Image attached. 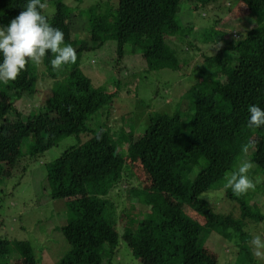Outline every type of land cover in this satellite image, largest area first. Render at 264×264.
<instances>
[{
    "label": "trees",
    "instance_id": "trees-1",
    "mask_svg": "<svg viewBox=\"0 0 264 264\" xmlns=\"http://www.w3.org/2000/svg\"><path fill=\"white\" fill-rule=\"evenodd\" d=\"M240 1L258 17H250L245 30L228 31L217 13L231 10V5L224 7L221 0H47L49 22L64 33L78 59L54 71L51 53L45 57L46 70L55 80L32 113L25 114L16 102L38 92L39 66L30 62L16 81L0 83V185L19 173L18 167L26 171L34 156L64 137L89 135L45 165L43 188L52 198L66 200L68 216L56 228L70 249L55 264H113L122 238L137 258L146 261L140 260L142 264H221L206 243L222 228L239 248L236 264H254L245 228L263 218L260 206L229 189L226 198L233 206L224 212L206 196L224 188L226 176L243 160L264 169V127L248 126L249 106L264 108V0ZM27 2L0 0V26L7 27ZM204 7L215 16L208 26L186 20L188 10ZM110 41L115 53L111 47L107 63L118 76L104 89L83 71L80 55ZM181 42L187 46L179 51ZM200 43L222 46L210 55ZM193 47L204 60L198 65L196 84L183 92L173 114L161 106L138 137L132 130L121 132L122 125L91 127L93 116L114 103L118 89L135 81L140 69L179 70L184 51ZM126 55L140 56L144 66L128 69ZM183 110L191 116L184 118ZM250 141L254 147L242 152ZM136 162L146 174L144 183L133 182ZM124 173L130 178L124 179ZM251 174L254 180L257 173ZM123 181L129 186L121 187ZM114 193L124 200L116 202ZM127 202V218L119 224L117 203L124 208ZM137 203L146 208L136 213ZM35 247L27 239L1 236L0 264H41L45 257H39Z\"/></svg>",
    "mask_w": 264,
    "mask_h": 264
},
{
    "label": "rangeland",
    "instance_id": "rangeland-1",
    "mask_svg": "<svg viewBox=\"0 0 264 264\" xmlns=\"http://www.w3.org/2000/svg\"><path fill=\"white\" fill-rule=\"evenodd\" d=\"M240 3V0H221L224 7L231 5V10L224 9L217 13V16L222 18L221 25H226L228 31L233 30V28L245 30L248 28L249 18L258 17V14L250 13L247 7ZM224 13L225 15H223ZM213 17L215 16L212 9L204 7L199 11L188 10L186 20L194 22L197 27H203L208 26L206 23L212 22ZM230 35L229 32L228 37ZM113 45L114 42L110 41L99 50L84 51L80 55V66L83 71L92 78L95 85L104 86V89L111 88L118 76L117 73L112 74L110 72L111 65L107 63L111 59L112 52L115 53ZM186 46V43L181 42L178 50L181 51ZM111 47L113 48L112 52ZM200 48L208 50L206 52L212 55L218 47L217 44L205 45L200 43ZM184 55L186 56L185 63L179 70L163 68L146 71L140 69L142 72L139 71L140 75L137 76L135 81L128 80L118 89L114 103L93 116L90 121L91 127L97 130L100 127L110 126L120 128L122 125V128L125 129H122L121 132L132 130L134 136L138 137L146 130L150 116L154 115V112H159L162 109L161 106L164 107L165 112H172L171 110L175 111L176 108H179L181 95L184 94L185 90L196 84L198 65L204 60V54L197 47L184 51ZM124 63L128 65V69H134L135 71L139 69L136 66H144L145 64L140 56L134 58L132 55H126ZM121 73V76L125 74L122 71ZM39 76L37 82L38 92L34 96L25 97L16 102L25 111V114L37 110L33 109V106L44 100L54 84L55 78L49 76V71L46 70L44 63L39 65ZM58 77L62 78L63 74H59ZM180 114L184 118L191 116V114L185 115V110L180 111ZM87 137L89 135L84 134L64 137L56 146L34 156L26 171L18 167L15 171L19 173H12L4 180L5 183L0 185V237L5 236L10 240H30L36 246L35 251L38 256L43 255L45 257L43 261H40L41 264H55L70 249V244L65 236L56 228L57 224L68 218L65 208L66 200L52 198L47 194V190L43 188L46 185V182H44L46 178L45 165L60 156L69 146L85 140ZM123 148L126 149V145H123ZM127 162L130 161L127 160ZM253 165L254 167L249 175L252 178L251 173H257L254 180L259 178L260 182L257 183L254 191H249L242 196L252 198L254 203L260 206L259 209L263 218L253 223L250 222L251 224L245 228L247 231L246 243L251 249L250 241L254 236L259 235L264 240V169L258 168L254 163ZM132 170V179L135 184L138 181L142 183L146 181V174L139 163H132ZM122 177L124 179L130 178L126 173L122 174ZM121 185L124 188L129 186L125 181ZM227 190L229 189L224 187L206 193L207 198L211 200L210 202L216 210L222 209L224 212H228L233 206L230 204L233 203L232 199L226 198ZM115 193L113 194L114 200L121 203L125 197ZM118 203L120 209L117 210V213L120 212L118 222L124 224L125 218H127V209L130 207L127 202L124 207L126 210H124L121 204ZM136 206V213L146 208L140 203H137ZM192 214L195 218H199L195 213L192 212ZM199 219L202 222L204 221L203 217ZM223 233V228L212 232L207 240L206 249L217 256L221 264H236L239 248L235 247L233 241ZM121 242L120 254L113 259V264H142L140 260L146 263L142 257L137 258L134 255V251L126 246L123 238ZM255 259L254 264H264V259L256 257ZM6 264H10L9 261Z\"/></svg>",
    "mask_w": 264,
    "mask_h": 264
},
{
    "label": "clouds",
    "instance_id": "clouds-1",
    "mask_svg": "<svg viewBox=\"0 0 264 264\" xmlns=\"http://www.w3.org/2000/svg\"><path fill=\"white\" fill-rule=\"evenodd\" d=\"M47 8V0H28L25 8L7 27L0 26V83L6 85L16 81L30 62L33 66H39L49 53L53 57L50 64L54 71L77 62L76 49L66 44L64 33L49 22L45 14ZM248 112L250 128L264 127V108L251 105ZM101 138L97 136V139ZM250 147H254V142L245 144L242 152L247 153ZM253 167L250 160H243L237 170L226 176L224 187L237 196L254 191L260 181L259 178L253 180L249 175ZM250 245L253 255L264 259V240L259 235L252 238Z\"/></svg>",
    "mask_w": 264,
    "mask_h": 264
}]
</instances>
